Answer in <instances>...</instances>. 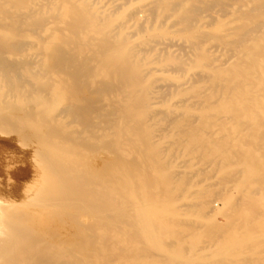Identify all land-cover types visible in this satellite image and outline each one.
<instances>
[{"label":"bare ground","instance_id":"bare-ground-1","mask_svg":"<svg viewBox=\"0 0 264 264\" xmlns=\"http://www.w3.org/2000/svg\"><path fill=\"white\" fill-rule=\"evenodd\" d=\"M0 135V264H264V0H0Z\"/></svg>","mask_w":264,"mask_h":264},{"label":"rangeland","instance_id":"rangeland-1","mask_svg":"<svg viewBox=\"0 0 264 264\" xmlns=\"http://www.w3.org/2000/svg\"><path fill=\"white\" fill-rule=\"evenodd\" d=\"M0 136H1V135H0ZM3 137H4V136H1V137H0V139H1L0 142L2 143V144H0V147L2 146V147L0 148V151H1L0 158L3 157V158H4V161L1 162V161L3 160V158H2V160L0 161V165H3L4 168H6V167H8V165L10 166V165L12 164V166H10V167L14 168V170L12 171V168H9V169H10L13 173L16 174L17 170L19 171V168L21 169V166H22V168H23L25 165H21V166L18 165V164H23V163L18 162V161H20V159L18 160V158H19L18 156H16V155H14V157L12 156V155H13V152H12V154L10 155V153H11L10 150H13V149H12V147H11V144L9 145L8 141H6L5 137H4V138H3ZM2 138H3L7 143H6L5 141H2V140H3ZM4 142H5V143H4ZM3 144H6V145H8V146L5 145V146H6V147H5ZM9 146L11 147V149L9 148ZM7 147H8V149H7ZM2 149H3V150H2ZM4 149H5V150H9V149H10L9 151H6V153H7V152H8V153L10 152V153H9L10 156L8 155V153H7V155H5L6 153L4 152V151H5ZM2 151H3L5 154H3ZM2 154H3L4 156H3ZM1 155H2V156H1ZM7 157H8V159H7ZM10 157H11V158H10ZM12 157H13V159H12ZM5 158H6V159H5ZM15 158H17V159H15ZM9 159L12 160V162H14L13 160H17V162H14V163H18L17 165L19 166V168H18V169H15V168H17L18 166H17L16 164L12 163L11 161H9ZM6 160H7L8 162H6ZM9 162H10L11 164H10ZM1 163H2V164H1ZM5 163H6V164L9 163V164L6 165ZM5 165H6V166H5ZM13 165H15L16 167H15V166L13 167ZM1 167H2V166H1ZM2 168H3V167H2ZM2 168H0V179H1L0 181H1V183H2V181L5 180V178H7L8 180H10V181L5 180V181H4L5 183L3 182L4 185L7 186V188H8V187L11 185V179H13V180H15V181H16V180L18 181V179H17V178H18V174H16L17 176H16V175L13 176L14 174H12V172H10V170H8V169L6 168V170L9 171L8 173L12 174V175L10 176V175L7 173V171L5 172V169H3V170H4V171H3ZM15 170H16V171H15ZM14 171H15V172H14ZM3 173H7V175H6L7 177H5V174H3ZM17 173H18V172H17ZM8 176H9V177H8ZM12 177H13V178H12ZM14 177H15V179H14ZM2 178H4V179L2 180ZM13 180H12V182H13ZM15 181H14V182H15ZM17 181H16V182H17ZM7 182H9V184H7ZM1 183H0V187H1L0 190H1L2 188L5 187L4 185H2L3 183H2V184H1ZM13 184H14V183H12V185H13ZM15 184H16V183H15ZM8 185H9V186H8ZM3 186H4V187H3ZM11 187H12V186H10V188H11ZM7 188H5V189H7ZM10 188L7 190V192L10 191ZM3 191L6 192V190H4V189H2V191H0V192H2V193L4 194ZM7 192H6V193H7ZM6 193H5V194H6ZM7 194H9V193H7Z\"/></svg>","mask_w":264,"mask_h":264}]
</instances>
